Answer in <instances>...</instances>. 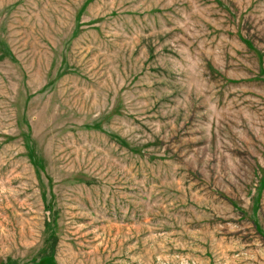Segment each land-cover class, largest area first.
I'll return each mask as SVG.
<instances>
[{
  "label": "rangeland",
  "instance_id": "rangeland-1",
  "mask_svg": "<svg viewBox=\"0 0 264 264\" xmlns=\"http://www.w3.org/2000/svg\"><path fill=\"white\" fill-rule=\"evenodd\" d=\"M0 264H264V0H0Z\"/></svg>",
  "mask_w": 264,
  "mask_h": 264
}]
</instances>
